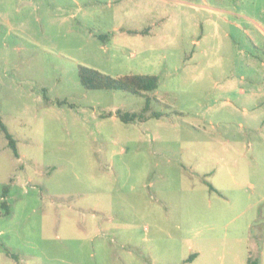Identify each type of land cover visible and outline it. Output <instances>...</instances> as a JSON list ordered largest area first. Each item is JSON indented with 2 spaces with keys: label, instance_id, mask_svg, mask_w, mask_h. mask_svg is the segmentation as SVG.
I'll return each mask as SVG.
<instances>
[{
  "label": "rangeland",
  "instance_id": "obj_1",
  "mask_svg": "<svg viewBox=\"0 0 264 264\" xmlns=\"http://www.w3.org/2000/svg\"><path fill=\"white\" fill-rule=\"evenodd\" d=\"M0 118V264H264V0H0Z\"/></svg>",
  "mask_w": 264,
  "mask_h": 264
},
{
  "label": "trees",
  "instance_id": "obj_2",
  "mask_svg": "<svg viewBox=\"0 0 264 264\" xmlns=\"http://www.w3.org/2000/svg\"><path fill=\"white\" fill-rule=\"evenodd\" d=\"M79 81L86 89H119L129 91L139 96H145L146 92L152 91L157 87L158 77L155 74H125L121 76H111L100 72L97 69L79 66L78 70ZM149 97L144 104L143 108L139 112H128L117 110V116L125 121L129 122L135 119L142 120L146 117L147 111H149ZM58 103H64V101H57ZM153 116H160L157 112H151ZM0 131L5 134L8 140L9 146L12 148L15 156H18L15 141L7 131L5 125L0 118ZM7 192V186L3 188V195ZM6 206V202H2ZM8 211L6 207V212ZM195 256V253L188 256L186 261H190ZM246 264H260L259 259L255 256L249 255Z\"/></svg>",
  "mask_w": 264,
  "mask_h": 264
},
{
  "label": "crops",
  "instance_id": "obj_3",
  "mask_svg": "<svg viewBox=\"0 0 264 264\" xmlns=\"http://www.w3.org/2000/svg\"><path fill=\"white\" fill-rule=\"evenodd\" d=\"M121 30V29H120ZM262 264V263H261Z\"/></svg>",
  "mask_w": 264,
  "mask_h": 264
}]
</instances>
